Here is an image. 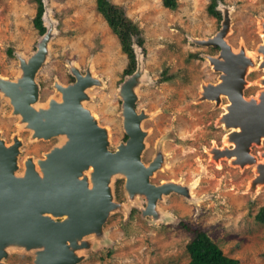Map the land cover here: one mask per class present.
I'll return each instance as SVG.
<instances>
[{"label": "rangeland", "instance_id": "374dc122", "mask_svg": "<svg viewBox=\"0 0 264 264\" xmlns=\"http://www.w3.org/2000/svg\"><path fill=\"white\" fill-rule=\"evenodd\" d=\"M39 1L0 0V79L15 81L21 61L33 56L48 34L34 78L37 104L58 100L54 85L74 83V72L90 75L84 107L106 131L108 150L114 151L127 139L119 88L139 67L134 108L144 133L140 158L144 165L156 161L151 184L177 188L149 210L146 198L128 195L124 178L115 176L111 209L99 233L81 241L87 247L77 252L76 264H187L186 245L196 231L205 232L239 264H264V225L254 220L264 206V184L253 185L264 140L250 146L253 162L243 166L220 154L231 134L219 120L228 101L223 96L218 102L206 99L207 90H202L219 80L220 73L208 61L219 50L200 43L220 30L225 16V42L234 52L243 50L247 60L241 68L243 95L255 97L264 89L263 83L258 85L264 70L258 67L262 55L257 51L264 38V0H214L220 20L207 13L212 0H177L173 11L161 0H108L141 30L143 48L134 46L133 65L122 50L121 30L111 29L96 0ZM38 8L42 33L34 27ZM0 138L5 144L20 141L17 175L25 159H42L63 141L32 139L1 90ZM3 263L33 264L32 255L9 250Z\"/></svg>", "mask_w": 264, "mask_h": 264}, {"label": "water", "instance_id": "95a60500", "mask_svg": "<svg viewBox=\"0 0 264 264\" xmlns=\"http://www.w3.org/2000/svg\"><path fill=\"white\" fill-rule=\"evenodd\" d=\"M221 20L220 30L207 42L200 41L204 46L218 48V55L208 57V61L214 62V71L224 73L220 82L209 88L206 99L213 98L216 102L222 96L227 99L224 108L227 111L219 120L225 123L226 130H239L230 134L237 148L225 150V154L235 155L234 164L243 166L253 162L250 146L260 144L264 137V91L259 93V102L253 97L245 100L241 68L247 60L243 50L233 52L222 42L228 21L225 16ZM47 35H43L33 56L21 61V74L15 81L0 79V90L32 139L62 137L64 142L37 159V167L34 159L28 158L23 172L17 175L20 141L15 138L6 147L0 138V264H4L9 250L31 254L33 264H76L77 252L87 247L81 241L87 235L99 233L111 209V182L115 176L124 178L128 195L144 196L149 210L162 195L177 192L172 184H151L156 161L144 165L140 158L144 133L134 108L139 67L119 88L120 97L122 94L125 97L121 116L127 139L114 151L108 150L106 131L82 105L85 91L93 81L90 75L74 72V83L58 87V100L51 98L44 110L35 108L38 89L34 78L44 58ZM134 46L137 45L132 41L135 54ZM262 48L258 52L264 54L263 39ZM135 60L138 62V58ZM255 174L253 185H263L264 165Z\"/></svg>", "mask_w": 264, "mask_h": 264}, {"label": "trees", "instance_id": "16d2710c", "mask_svg": "<svg viewBox=\"0 0 264 264\" xmlns=\"http://www.w3.org/2000/svg\"><path fill=\"white\" fill-rule=\"evenodd\" d=\"M39 1V0H38ZM40 2V1H39ZM97 11L103 16L108 25L113 31L116 29L121 30V45L122 50L126 52L133 65L134 54L132 49V39L135 44L143 48V39L141 30L125 16L124 10L110 3L108 0H96ZM161 5L168 10H175L177 0H161ZM215 2L212 0L211 4L207 7V13L216 18L221 19L219 12L215 9ZM42 11L38 8L37 16L34 20V27L42 33L41 23ZM254 220L264 225V206L260 207L254 215ZM194 237L190 243L186 245V252L189 256L187 264H239L238 260L227 257L221 248L214 243L209 236L202 231L194 232Z\"/></svg>", "mask_w": 264, "mask_h": 264}, {"label": "bare ground", "instance_id": "6f19581e", "mask_svg": "<svg viewBox=\"0 0 264 264\" xmlns=\"http://www.w3.org/2000/svg\"><path fill=\"white\" fill-rule=\"evenodd\" d=\"M261 29H262V31L263 32H261V33H264V24H262V26H261ZM263 40H264V38H262ZM213 40V39H212ZM225 39H223L222 40V42H225L224 41ZM208 40H206V41H204V42H207ZM214 42H216V40H214ZM218 42V41H217ZM263 48H262V44H260L259 46H258V48H257V51L259 50V51H261ZM234 52V51H233ZM261 55H262V59H261V63H262V65H258V67L259 68H261L262 70H264V61H263V56H264V54L261 52L260 53ZM209 60V59H208ZM218 61H222V58H220V59H218ZM22 62H26V61H24V60H22ZM210 66L212 67V69L214 70V62H213V64H212V62H210ZM220 73V76H219V78H221L223 75H224V73L223 72H219ZM218 82H220L219 80H218ZM261 83H263V88H264V77L263 78H261L260 80H259V83H258V85L259 86H261ZM65 87L64 85H61V84H59V83H57L56 84V87H55V89H57V92H58V87ZM211 86H214V84L212 85V84H208V85H205L204 86V88L202 89V90H204V89H206L207 91L205 92L206 94H205V96L204 97H208V95H209V88L211 87ZM261 91H264V89L263 90H261ZM260 91V92H261ZM259 92V93H260ZM259 93L255 96V97H253V99H256V101L257 102H259V100H260V95H259ZM59 94H60V92H59ZM123 101H124V99H125V97L123 96V94H122V98H121ZM51 98L47 101V103L48 102H51ZM211 100L212 101H215L213 98H211ZM245 100H247V99H245ZM85 102V101H84ZM84 102L82 103V105L84 106ZM256 102V103H257ZM47 107V105H46V103H44V104H36V106H35V108H37V110L38 111H41V110H44L45 108ZM227 110H225V112H226ZM220 122H221V124H222V126L224 127L225 126V123L222 121V119L220 120ZM147 123V122H146ZM220 124V125H221ZM233 130V131H232ZM239 129H231V133L233 134L234 132H236V131H238ZM229 134V133H228ZM227 137H228V135H227ZM264 140V137H262L261 138V141H263ZM64 142V141H63ZM61 144H63V143H61ZM229 144H231L232 145V147L231 146H229ZM6 147H8V146H10L9 144H6L5 145ZM226 146H227V148H224V150L223 151H221L220 152V154L221 155H223V156H225V153H226V151L225 150H231L230 148H237V145L235 144V142L230 138V136H229V138H227V141H226ZM117 147V146H116ZM46 154V153H45ZM45 154H43L44 156H43V158L45 157ZM226 157H228L227 155H226ZM231 158H236V156L235 155H232L231 156ZM229 159V158H228ZM26 160L27 159H25L24 160V162H23V166H25L24 164L26 163ZM251 160H248V162H250ZM34 162V164H35V167H37V160H34L33 161ZM264 165V154L262 155V161L261 162H259L256 166H255V171L256 172H258V170L260 169V167L261 166H263Z\"/></svg>", "mask_w": 264, "mask_h": 264}]
</instances>
